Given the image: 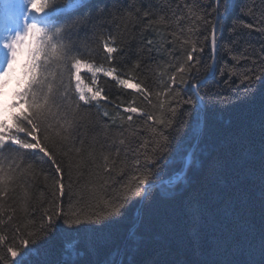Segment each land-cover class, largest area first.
Listing matches in <instances>:
<instances>
[{
    "label": "trees",
    "instance_id": "obj_1",
    "mask_svg": "<svg viewBox=\"0 0 264 264\" xmlns=\"http://www.w3.org/2000/svg\"><path fill=\"white\" fill-rule=\"evenodd\" d=\"M240 2L237 0L236 7L224 22L223 33L218 36V67L230 68L233 63L224 49L230 47L226 42L232 38L229 28L234 20L238 19L237 31L240 33L235 37L237 49L258 47L261 43L260 34L249 32L242 22H251L253 15L260 17L264 5H259L258 0H247L246 14L241 16ZM65 3L66 0H57L60 16L67 14L59 10ZM185 4L192 8L194 15L189 8L183 7ZM209 4L210 0H91L88 8L75 13L69 27L61 33L59 40L79 57L108 69L115 67L123 78L134 83L143 82L142 88L147 87L153 93L146 100L144 95L147 93L142 95L136 89L118 86L111 77L96 75L95 88L103 87V94L110 100L100 101L98 107L95 102L92 106L82 107L73 126L75 147L81 151L63 157L66 169L69 163L72 165L73 201L79 202L78 211L90 214L99 210L91 197L98 189L97 178L92 173L97 170V164L103 163L101 154L109 155L111 160L119 148L121 159H124L127 148L130 164L131 151L144 140L152 139L145 124L147 115L170 116L169 104L174 105L175 101H170V94L166 93L169 77L186 63L191 43L184 44L183 41L199 39L203 42L202 35L190 33L189 29L197 28L202 32L204 21L197 20L196 16H203L205 11L199 5ZM254 4L257 7L254 8ZM98 9H103V13L100 14ZM106 40L117 48L111 62L104 58ZM149 40L153 42L151 45L147 43ZM241 40L243 43L239 42ZM199 55L207 58L208 48ZM137 62L140 67L134 69ZM16 67L19 71V65ZM50 67L58 71L55 63ZM85 73L82 78L85 84L91 85V73ZM184 75L185 79L189 78L187 73ZM8 90L9 95L4 100L10 102L11 94L16 90L15 77ZM218 91L229 95L231 103L210 102L204 112L201 135L200 116L199 121L190 122L178 145L174 142L173 150L166 154L170 163L161 162L159 169L153 168V183L178 178L185 169L188 153L199 138L191 165L181 182L174 187L162 184L149 189L140 221L142 199L136 198L122 217L106 222L103 227L82 224L79 226L82 231L72 230L69 235L57 230L40 244L41 253L35 257L38 264L63 261L68 264H118L123 250L120 264H264V83L259 85L254 98L245 99L243 93L238 99L233 98L227 86ZM155 93H161L160 97L157 98ZM185 94L191 93L186 91ZM211 100L214 101L215 96ZM129 104L139 111H123ZM188 108L184 106V110ZM104 111L110 116L105 117ZM128 115L133 117L130 122ZM120 139L125 140L124 145H120ZM41 169L47 171V165L28 168L27 161L22 165L23 177L16 186L13 204L19 223L31 218L23 210L25 206L28 213L38 217L39 210L48 207V201L52 199L51 179L45 181ZM117 179L123 177L117 176ZM64 182H69L67 176ZM25 192L27 198H24ZM67 204L65 197V208ZM33 208L38 211L32 213ZM57 223L67 227L62 222ZM22 231L25 230L22 228ZM5 234L10 242L11 233ZM16 243L19 244V240ZM6 247L7 242L3 251L10 260Z\"/></svg>",
    "mask_w": 264,
    "mask_h": 264
},
{
    "label": "snow or ice",
    "instance_id": "obj_2",
    "mask_svg": "<svg viewBox=\"0 0 264 264\" xmlns=\"http://www.w3.org/2000/svg\"><path fill=\"white\" fill-rule=\"evenodd\" d=\"M90 2L66 0L65 4L59 6L60 11L67 13L65 16L58 15L57 0H24L22 5L14 0H3L0 5L5 18V32L0 39V49H3L0 53V261L3 264H38L35 257L41 253L40 244L57 230L69 235L72 230L77 233L82 231L79 228L82 224L103 227L106 222L122 217L134 199L145 198L154 186L151 180L153 168L159 169L161 162L170 163L166 154L173 150L174 142L178 145L190 122L199 121L210 102L225 105L231 103L229 95L218 91L219 88L227 86L233 98L238 99L243 93L247 99L254 98L259 85L264 83V11H261L260 17L250 16L251 22H242V26L249 32L257 31L260 34L261 43L258 47L237 49L238 41L235 37L240 35L237 31L238 19L233 21L229 28L232 38L226 42L230 47L224 49L225 55L233 63L230 68H226L216 64L218 36L223 33L224 22L236 7L237 0H210L209 5H199L205 9L203 16H196L197 20L204 21L203 30L201 32L197 28H190L189 32L202 35L203 42L199 39L183 41L184 44L191 43V50L187 52L186 63L176 68L169 77L166 93L170 94V101H175L174 105L169 104L170 116L163 118L147 115L145 124L152 139L144 140L131 151L130 164L127 148L124 149V159H121L119 148L111 160L109 155L101 154L103 163L97 164V170L92 173L97 178L98 189L91 197L99 210L90 214L78 211L79 202L73 201L72 165L69 163L66 169L63 157L70 152L79 154L81 151L75 147L73 126L82 107L92 106L93 102L98 107L100 101H109L110 98L103 94V87L98 86L93 90L82 78V71L86 70V73H91V83L95 85L96 73L101 69L97 67L94 70L92 63L79 57L59 37L69 27L74 14L81 8H88ZM258 4L264 5V0H258ZM183 7L189 8L192 15L195 14L188 4ZM246 7L247 0H241V16L246 14ZM97 11L102 14L104 10ZM9 23L15 26L14 29L8 27ZM239 42L243 43V40ZM147 43L151 45L153 42L149 40ZM205 48L209 50L207 58L199 55L204 53ZM103 50L106 53L104 58L111 62L117 48L106 40ZM21 57L24 59L21 60ZM53 63L58 71L51 69ZM139 67V62L133 65L134 69ZM185 73L188 79H185ZM103 75L111 77L118 86L136 89L142 95L147 93L144 95L146 100L153 94L147 87L142 88L143 82L131 83L129 79L123 78L115 67L104 70ZM13 77L16 90L8 102L4 100L5 89ZM186 91L191 94H185ZM155 95L159 98L161 93ZM212 96H215L214 101L211 100ZM148 103L151 104V100ZM185 105L189 106L187 110H184ZM160 108H164L163 103ZM123 111L137 113L139 109L129 104ZM103 115L110 116L108 111H104ZM132 120V115H128L127 121ZM147 121L153 123L148 124ZM157 125L162 127L158 128ZM80 143L83 144V141ZM119 143L124 145L125 140L120 139ZM26 161L28 168L47 165V171H41L45 181L51 179L52 199L48 201V207L39 210L38 217L28 213L25 206L23 210L31 218L19 223L20 218L16 216L13 204L16 202V186L23 177L22 165ZM65 176L68 177L67 184L64 182ZM117 176L123 179L118 180ZM27 195L25 192L24 198ZM65 197L67 208L64 207ZM37 211L32 209V213ZM58 221L67 227H61ZM29 227L33 230L28 231ZM5 233H11L10 242ZM6 242L10 260L3 251ZM69 247L72 245L69 244Z\"/></svg>",
    "mask_w": 264,
    "mask_h": 264
},
{
    "label": "water",
    "instance_id": "obj_3",
    "mask_svg": "<svg viewBox=\"0 0 264 264\" xmlns=\"http://www.w3.org/2000/svg\"><path fill=\"white\" fill-rule=\"evenodd\" d=\"M216 64H217V54H216ZM203 122H204V113L201 115V129H200V135H201V131H202V128H203ZM199 140V138H198ZM198 140L197 142L195 143V145L192 147V149L190 150V152L188 153L187 155V158H186V165H185V169L183 171L182 174L179 175V177L173 181H167V180H163V181H160L158 183H154V187H158L162 184H165V185H168V186H171V187H174L176 186L179 182H181L183 180V178H185L186 174H187V170L188 168L190 167L191 165V162H192V158H193V155H194V152L198 146ZM147 197V195H146ZM145 198L142 199V202H141V206H140V209H139V215H138V219L140 221V218H141V212H142V207H143V203L145 201Z\"/></svg>",
    "mask_w": 264,
    "mask_h": 264
},
{
    "label": "rangeland",
    "instance_id": "obj_4",
    "mask_svg": "<svg viewBox=\"0 0 264 264\" xmlns=\"http://www.w3.org/2000/svg\"><path fill=\"white\" fill-rule=\"evenodd\" d=\"M92 64L94 65V70H95V68H97V67H99V68L101 69V71H99V72L96 73L97 76H98V75H103V71L108 69V68H105V67H102V66H98V65H96V64H94V63H92ZM84 72H86V70H83V71H82V73H84ZM130 82H131V83H134V82H132V81H130ZM88 86H89V87H92L93 90H95V86H96V85L91 84V85H88Z\"/></svg>",
    "mask_w": 264,
    "mask_h": 264
},
{
    "label": "bare ground",
    "instance_id": "obj_5",
    "mask_svg": "<svg viewBox=\"0 0 264 264\" xmlns=\"http://www.w3.org/2000/svg\"><path fill=\"white\" fill-rule=\"evenodd\" d=\"M216 54H217V53H216ZM176 179H177V178H176ZM138 221H139V219H138ZM123 252H124V250H123L122 253H121L120 260L118 261V264H120L121 261H122ZM63 262H66V261H63ZM60 264H61V263H60ZM67 264H68V262H67Z\"/></svg>",
    "mask_w": 264,
    "mask_h": 264
}]
</instances>
